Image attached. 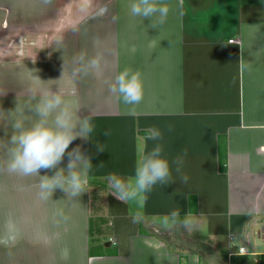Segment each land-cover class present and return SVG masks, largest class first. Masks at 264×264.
<instances>
[{"label":"crops","instance_id":"obj_1","mask_svg":"<svg viewBox=\"0 0 264 264\" xmlns=\"http://www.w3.org/2000/svg\"><path fill=\"white\" fill-rule=\"evenodd\" d=\"M164 3L170 12L158 29L149 20L99 22L97 35L74 40L42 35L40 7L0 0V143L12 132L7 112L30 99L29 70L43 87L74 93L80 117L95 114L92 138H77L67 150L80 146L94 167L79 203L59 189L41 201L37 178L0 167V264H264V0H184L183 15L178 0ZM94 57L99 76L83 71ZM126 68L144 84L135 116L109 92ZM149 126L163 132L170 161L187 151L189 179L182 184L172 165L177 181L157 185L145 221L134 224V206L109 194L105 177L134 173ZM67 163L66 153L59 167ZM99 184L113 241L91 240ZM173 209L190 214L198 227L166 229L162 218Z\"/></svg>","mask_w":264,"mask_h":264},{"label":"clouds","instance_id":"obj_2","mask_svg":"<svg viewBox=\"0 0 264 264\" xmlns=\"http://www.w3.org/2000/svg\"><path fill=\"white\" fill-rule=\"evenodd\" d=\"M128 7L132 17L149 20V27L152 29L163 25L170 12L164 0H130ZM177 7L183 15L184 0H178ZM129 51L135 53L136 47L131 46ZM79 59L84 61L83 54ZM99 69L100 59L94 57L87 61L83 71L87 74L92 70L99 76ZM27 75L31 82L30 99L26 107L16 103L15 109L7 112V122L12 132L10 139L0 143V153L3 154L0 167L5 168L9 174L37 178L35 187L41 201L52 200L53 194L59 189L66 195V201L77 204L78 198L88 191L94 167L91 158L84 155L80 146L67 150L77 138L85 141L92 138L95 114L91 112L89 116L80 117L78 112L82 105L74 93L59 86H56L55 91L53 86L43 87L46 82L35 71L29 70ZM109 92L129 106L130 115L139 114L136 106L144 99V84L138 71L130 68L120 71L110 83ZM26 109L30 111V115L25 114ZM168 131H172L171 126ZM104 135L110 136L111 130L107 129ZM142 139L143 148L136 160L134 173L128 177L109 173L105 177L109 194L124 204L134 206V211L130 214L134 224L145 221L143 209L154 188L177 181L173 177L172 165H175L174 171L182 184H187L189 179L183 173L186 150L170 161L165 155L164 134L155 126L143 129ZM148 142H152L150 149ZM97 150L105 151L104 144L97 142ZM66 153L68 163L65 169L59 165ZM102 166L103 164L100 165ZM53 169L56 171L52 176L39 174L41 170ZM162 224L166 229L184 228L189 233L198 227L197 221L190 214L186 213L182 217L179 209H173L164 216Z\"/></svg>","mask_w":264,"mask_h":264},{"label":"rangeland","instance_id":"obj_3","mask_svg":"<svg viewBox=\"0 0 264 264\" xmlns=\"http://www.w3.org/2000/svg\"><path fill=\"white\" fill-rule=\"evenodd\" d=\"M130 0H25L27 6L36 5L42 12V35L47 33L57 37H93L99 22L112 21H139L142 18L132 17L129 12ZM30 4V5H29ZM95 23V24H94ZM94 25V26H93ZM87 26V27H86ZM114 35H117L114 33ZM102 184L96 192H93L92 219L94 220L95 233L91 240H112L110 226L101 214L103 213V190ZM159 234L165 236V232ZM189 236L186 240L189 241ZM113 241V240H112ZM177 244L176 241H173ZM215 250V249H214ZM216 252V251H214ZM241 252V251H240ZM252 259L251 263L256 264Z\"/></svg>","mask_w":264,"mask_h":264},{"label":"trees","instance_id":"obj_4","mask_svg":"<svg viewBox=\"0 0 264 264\" xmlns=\"http://www.w3.org/2000/svg\"><path fill=\"white\" fill-rule=\"evenodd\" d=\"M223 165H224V166H223L222 168H223V169H225L226 161H224V162H223ZM91 222H92V221H91ZM91 233H92V232H91ZM91 235H93V236H94V234H93V233H92ZM202 247H204V246H201V248H202ZM203 249H204V248H203ZM198 253H199V252H198ZM201 254H202V252H201Z\"/></svg>","mask_w":264,"mask_h":264},{"label":"water","instance_id":"obj_5","mask_svg":"<svg viewBox=\"0 0 264 264\" xmlns=\"http://www.w3.org/2000/svg\"><path fill=\"white\" fill-rule=\"evenodd\" d=\"M106 245H110V242H107Z\"/></svg>","mask_w":264,"mask_h":264},{"label":"built area","instance_id":"obj_6","mask_svg":"<svg viewBox=\"0 0 264 264\" xmlns=\"http://www.w3.org/2000/svg\"><path fill=\"white\" fill-rule=\"evenodd\" d=\"M241 249H243V248H241Z\"/></svg>","mask_w":264,"mask_h":264}]
</instances>
